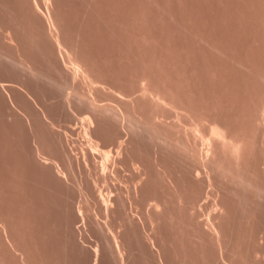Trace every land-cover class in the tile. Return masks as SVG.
Returning <instances> with one entry per match:
<instances>
[{
	"label": "bare ground",
	"instance_id": "6f19581e",
	"mask_svg": "<svg viewBox=\"0 0 264 264\" xmlns=\"http://www.w3.org/2000/svg\"><path fill=\"white\" fill-rule=\"evenodd\" d=\"M89 1L91 4L92 2H94V0H85V2L82 1L81 3H83L84 6L87 7L89 5H85V3L89 4ZM98 1L99 0H95L97 4H94L98 5L100 3V7L105 6L103 5V3L105 4L104 1ZM129 1L130 0H125V6L122 7H126L125 9H127L126 4H129ZM157 1L159 0H156L155 2H153L152 0L151 3H155L154 6H156ZM160 1L158 2L159 11L161 10ZM208 1H210L209 3L211 4V2L219 0H207V4ZM222 1L217 2L218 5L222 3ZM226 1H228L226 2L228 4H225V1H223L226 7L223 3V5L220 4V7L223 6L224 9L226 8V10H230V8L233 6H245H242L243 8L238 6L239 8H241V11L238 9V7H233L235 8V10L231 9L234 12H232L231 10H227L228 12L225 11L227 13H234L233 15L229 13L230 17H232L237 15V13L238 15L240 14L236 10L238 9L241 12V16L243 15L244 18H246L245 20L247 22H243L244 18L241 17L242 20H239L240 17L237 15V18L239 17L237 21L243 23H240V26L241 24V27H244V25L246 26L243 28L245 30L244 33H238L241 37L239 35V37L236 35L234 37L236 39L233 40L232 36V38L230 37L229 39H232L234 42L232 40L229 42L228 38V40H225L223 38L224 36H219L220 33L218 28V30L216 29L218 32L215 31L214 27L218 25L215 26L217 20H215L216 22H214V19L219 18L218 22H222L224 20L221 24L227 25L226 21L227 18H229L228 14L224 12L223 7L219 8L216 6L217 3H214L216 9L213 8V3L211 4L213 5L211 7L214 10L213 13H216L217 8H219L218 10L223 9L221 15L220 13H217V15L214 14V16L217 17L216 18L213 17V15H209L210 12L209 14L208 12L206 13L210 17L212 16L214 18H211V20H213L212 23H214L213 27L211 21H209L210 17L205 16V14L202 12L197 13L198 9H196L195 11L197 13L196 17L194 15L195 13L193 12V18H195L194 20L196 21V23H193V18H190V14L192 13H190L189 15L187 14L189 13V7L188 9H185L188 5L184 8V10H186V13L182 7L183 2L184 4H186V0H179V4H182V6H180V8H182L180 9V14L181 11H184L180 15L181 18H185L184 15H188L186 16V18L189 17L188 19H180V21H182V23L180 24L183 30L180 32V37L182 35L183 38H181L185 40L186 38H184L182 34L185 33V37L190 38V35V41L192 42L193 39V42L191 43L186 39L187 41L185 43L183 40L181 41L182 44L178 42L180 46H173V44H178L176 41H179L177 39H179L180 37H178L177 39L175 38V41L170 37V35H173L172 32H174V30L171 29L172 32L169 29L166 31L167 28L165 27V33H171L168 35L172 39V41H175L172 43L170 41L171 39L167 40L168 43L170 41V44L172 45L171 46L169 44L170 48L167 44L165 45V42H162L164 36L166 35L163 34L164 32H161L162 34H154V30H156L157 27L159 28V26L158 24L157 27L156 25H154L155 20L153 19H155L156 17L158 18V16H156V12L154 15L152 14V12H154L153 9L156 8H154L153 4L150 5L151 3L149 2V0L146 1L147 3L149 2V4H147L146 2L145 4H147L148 6L150 5L153 9H149L150 6L148 9H145L146 7L145 5H143L144 0L141 1L143 2L142 4H140V0H137L136 2H139L138 4H140L138 6V12L135 10L136 7H134L136 6L135 2V4L131 3V5L134 6H129V8L127 9L128 11L122 9V7L115 6L117 12L118 8L122 9L121 11L119 9V11L122 13L126 11L123 15L120 13V16L122 18H124L125 15L126 17L130 15V18H126L127 21L125 23L122 22V18H120V20L117 19L119 21V24L122 25L120 26L119 24H117V27L120 26V28L124 29L127 22L130 24L126 25V30L124 31L123 29L114 27L115 23L117 22H114L112 15L110 16L113 20L109 16V14H113L112 11L116 12L115 10L111 9L114 7H109V11L111 12L106 14L108 16L104 15V13L106 12H102V9L104 7L100 8L98 6V9L94 5V8L96 9H90L89 7L85 8L86 10L89 9V11H91L89 12L87 10L89 12V15H91L90 18L93 16L92 14H95V12L101 15L103 14L106 19L110 17L107 21L102 20L103 17H96L98 15L96 13V16H94L95 19H93L97 24V18H99V20L101 18L98 25H100L103 21L108 24V26L110 22L114 23L113 27L115 29H118L119 32V34H117L118 32L116 33L117 38L121 36L120 31H122L124 34H122L123 38H126L125 36H128L127 34L130 32L129 30L131 29V24L133 25V22H137V20L139 19V23H137V26L138 28L140 26L141 31L140 28L138 29L139 31L134 30L135 28L137 29L136 26L134 29L132 28V31L130 33L133 34L134 30L138 33L140 32V35L135 32L132 36L129 33L130 37H127L125 41L123 40V38L120 37L122 40L119 38L121 41H124L119 47L120 51L118 48L119 55L125 45H127L129 48L125 47L124 50L126 48L131 50L132 55L126 52L127 49L126 51L123 50V55L125 53L131 55L130 57H128L127 55V58H129L128 61H126L127 58L125 55V57L121 56L122 54L120 55V57L121 59L123 57L125 61L124 59L120 61V57H113L116 58L115 60H117V62L120 64L123 62L124 64H126L125 62H128L126 65H131L134 62L136 63L134 68H136L137 65V70H139L138 74H135V76H133L134 74H132V72L135 73L136 70L134 71L133 69V71L129 72V74L128 71L129 69L131 70L133 68L134 63L132 64V68L129 67L128 69L124 64H121V66L119 64L117 65L121 68H123L122 66H124V68L127 69L126 72L124 69H122V73L125 72L126 74H132L131 76H133V78L130 76L126 77V79L130 78L128 79L130 80V82L133 81V85L131 86V84H127L128 87L125 86L126 88L125 90H123L122 87H120L121 82L118 81V79L113 78L116 76L111 77L112 73L110 72V74L109 72H107L108 67L106 71L105 67L103 69V72L105 71L104 73H106V75L108 74V78L106 80L111 78L110 80L112 81H108L107 83V81H104L103 79L101 82V79L103 77H101L100 79L99 75H101L102 72H100V74L98 75L99 72L97 73L95 68H97V66L99 68L100 65L104 64L100 63V58L102 55H97L98 57H95L94 53H92L94 57L98 59V61L96 60V62L100 63V65H97L98 63L96 64L91 62L95 59L92 60L90 50L88 51L90 52V57L89 55L87 56L88 53H86V51L88 50V47H85L87 46V40H84L87 39V36L83 35V37H81L82 34H86L85 32L90 34L89 31L91 30L90 26L86 27V25L89 24L90 20L92 19H88L89 22L88 20H85L89 18L87 11V15L85 12L84 14L82 13V16L85 15L87 17L86 18L84 16V20L88 22H85L86 25H83L84 20L82 18V21L78 17L80 16L79 12H77V16L76 12H73L71 16L72 10H70V6H67L71 12L70 15L68 13V16H71L72 19L74 17L73 20L80 19L83 22L80 24V22L77 21L79 22L82 29L79 27V25H77L78 27L76 29V26L70 27L73 26L72 23L70 25L69 22L66 21H71V18L67 19L69 17H67L65 12H67L68 10H64L68 8L65 6L66 4L62 2L61 4H64L63 6H65V8L63 7L64 9H62L60 0H0V65L2 64L3 66L8 65V67H13H11L13 70L9 68V70L11 69V72L9 73H12L10 75L8 74L9 70H7L5 67V73L4 71H1V69H4L2 65L0 68V77L3 76H1L2 73L4 74V78L0 79V108H2L3 111H7V113L9 112L7 114L4 111V114L2 111L0 121H5L8 123L10 120H4V115H8L7 117L11 116L12 119H14L11 120L10 123H12L14 120H18L19 123L17 121L16 123L19 124L20 127L18 125L17 127L13 126L14 124L16 125V123H13L12 126L16 129H23L25 133L24 134L21 129H17L18 131L16 130V134H20L21 132L23 134L21 133L20 136H18V134L15 135V131L13 132V130L15 129L11 128L12 131L8 129L10 128V123L7 124L3 122L2 124V122H0L1 127L4 125V128L2 129H5L6 131L7 128V130L13 133L14 138L19 137L15 140L19 141L20 139L19 142L15 141L11 136V133V137L6 134V138L4 134V139L2 133H8L9 131H1L0 139L1 137L2 139L0 140V143H2L3 140H7L2 144L7 142L5 144L8 145V142L12 143V140L8 141V139L13 138L15 144L18 143L20 146H17L13 143L10 145L11 147L8 145L11 149H5L6 151L4 150V152L8 155L7 151L10 149L12 155V151L14 150L13 145L17 146V148H21V146H23V148L21 149L27 150H23L26 153L25 160L27 162L25 160L23 162L22 160L25 157V154H23L24 152L22 150H19L21 151L20 153L15 149L16 153H13L12 155L13 157L15 156L14 154L18 156L19 154L17 152L21 154V157L18 156V158L20 157L19 159L16 158L17 161H15L16 159L11 157V155H8V157H11L12 160L14 159L13 161L17 162L18 166L21 167H27V165L31 167L32 165H35L40 170L39 175H41L40 177L42 180L45 179L44 181L49 183L47 181L49 177L52 176V178L54 179H48L49 181L54 182L52 183L53 186L52 184L49 185L50 190L53 191L60 188V191L57 190L55 193L50 194L48 193L50 192V190L47 188L48 184H46L45 182L42 183V180L39 179L38 181H41L43 186L45 184L47 185H45L46 189L45 187H42V185H39L43 188L42 191H40L41 189L39 190L40 187L38 188V190H34V188H32V185L34 183L35 185L33 187H36L35 189H37L38 183L41 184L38 181H36L37 183L35 182L38 177H35L37 179L34 178V175L38 173V169L35 167L37 169L36 170L32 166V170L34 169L33 173L35 172V174L31 173L32 171H30L32 175V178H30V173L28 172L30 169L27 170L26 168V172L29 174H27L28 181L26 174H21L22 176H24H21V178H19L21 171L19 172V175L17 172V177L15 171H17L18 169H16V165L13 164L14 162L11 160V158L9 159L6 154L5 155L8 160H11L13 162L12 163L10 161V163L14 166V174L9 173L8 170V173L7 171H5L6 168L4 169V162L2 163L1 161H4V158L6 157L5 155H2L3 157L0 158V168H3V170L0 169V172L4 171V175L8 174V178L10 177L11 179H13L11 181H6L5 178L7 177V175L4 176L1 172L2 176H4L3 178L5 179L4 180L2 178L1 181H6V183L10 182L11 184L9 183L8 186L12 185V190L15 189V191H12L10 189L11 187L9 186V188L7 185L6 187H4V189L8 187L11 193L14 194V197L15 195H18V193L15 194L16 191L22 192L26 190V192H23L24 194H20L19 192V194L22 195L21 197L20 195H18L19 197L16 196L17 199L19 198L20 200L22 197L27 196V188H30L31 186V190L28 191L33 192L34 190L35 193H30L34 195H39L40 192L43 194L46 193L45 195L50 194L52 195L51 197H53V199H48L51 197L49 196L46 198L45 195L44 197H41L44 198L45 201L46 199L49 200V202L46 201L47 203L44 202L46 204H43L42 202V206L44 207V209H42L40 207L41 204H39L40 206H36V204H34L35 199L33 200V198L37 196L29 198V196L32 195L29 194L27 197L28 200L32 198L31 202L30 200L26 202V197H24L26 199V203L23 202L24 200L22 201L23 203L17 200V202L19 201L20 203H22L21 206L19 203L21 212L18 213V209L16 211L12 209L15 207V204L16 206H18L17 202H15L16 197L13 198L14 200L12 201V204H10L11 202L9 203V207L12 208H8V202H3L4 200L1 201V198L2 196L4 197L5 195H8L6 192L10 194V191L7 190L6 192H4V189H0V201L2 202H0V223L2 222L0 226V264H33L34 260H32V257H34L33 259H36V262L40 261L37 260V258L39 259V257L37 256L39 255L37 254V251H39L40 249L41 251L43 250L41 248V244L44 241H42L41 239L38 240L39 238H42V235L40 236V233L42 232H40V229L43 230L45 228V226L43 228V224L45 223L44 225H48L50 223L51 226V224L53 223L52 227L54 228V222L56 225L57 221H63V223L60 222L61 226L59 225L60 231H58L59 229H57L58 232L55 230L56 228H59V226H56V228L54 229L55 232L52 228L51 229L53 232H50V230H48L50 227L48 228L47 226L45 229L48 232L45 233L44 229L43 232L45 235L43 234V232L41 233L44 237L47 235V233H55L56 235L60 236L63 239H61L60 237L57 238L55 234H52V236L50 237H53L55 235V238L53 237L54 239L52 240L53 242L55 239L60 238L62 242L60 243L61 246L64 239L66 238V232H68L66 234L68 235L67 237H69L74 236L72 234L75 229H77V231H82V228H79L81 226L76 228V221H82L83 219V221L86 222L84 219L85 214L83 210H85V213L88 211V214L91 213V215L94 213L93 217L91 215L89 216H91V218L93 219L95 218L97 225H94L99 226L97 229H100L102 231L98 230V232L100 231L101 233L99 232V234L101 236L103 234L105 239V242L102 243L104 246L108 247H106L108 249L107 250L103 247V245H101L102 243L100 240V235L97 234V229L92 224L94 220L92 219V221L90 217L87 216L88 218L86 217V220L88 221V219H90V221H92L90 222V225H93V229L90 226L92 230L87 229L86 231L96 232L95 234L96 236L98 235L99 238L95 237V235L94 237L100 240L98 242V240L96 239L97 243H101L96 246L95 243L93 244L92 242L88 241L92 244L91 247H94L93 245H95L96 248H93V250L95 249L93 252V254L95 253V255L91 254L90 251H92V248L89 247L90 245L86 244L89 251L84 248L85 245L83 247L87 250L85 251L87 252V255L88 253H90L92 257H94L95 260H93L92 258V261L94 262H92L93 264H98V260L102 257L99 256L100 254L102 255V251H110L109 253L111 254H108V256H112H107V258H109L108 260L113 258L111 261H114V264H133L135 261L134 259H137L135 261L136 264H140L138 261L141 260V257L142 260H145L144 254L142 253L143 256L140 255L141 252L144 251L147 261L149 259V262L151 261V264H264V0H239L241 1L240 3L246 1V4L244 2L242 3V5L239 2H237V5H231L229 4L231 0ZM233 1L236 4L237 0ZM112 2L114 4V2L117 1ZM234 2H232V4ZM11 3H13V5H11ZM162 5V7H165V1ZM228 5L230 6L227 7ZM3 10H5L6 13L11 14V16L9 14L5 15V11L4 13H2ZM93 10L95 11L94 13H92ZM147 10L153 11L151 12ZM162 10L161 14H158L157 12V14L160 15L159 20L161 17H163L162 13H164V10ZM193 10L194 9H192L191 11ZM218 10L217 12H219ZM61 11L63 14L61 13ZM149 12L153 15V19L151 18L153 21L149 19V16L151 15H148ZM1 13L4 15V17L7 15L9 16L6 18H1L3 17L1 16ZM183 13L185 14L183 15ZM115 15L116 14H113L115 19L119 17ZM218 15H220L221 18ZM154 16L156 17L154 18ZM11 17L12 20L9 21ZM7 18H9V20ZM196 18L199 20H197ZM63 19L66 20L64 21ZM162 19L163 18H161L160 21L163 22L164 19ZM230 19H228V21ZM233 19L232 21H234ZM5 20H7L8 22ZM150 20L151 22H153L152 25L155 26H153L155 29L153 27H150ZM190 21H192V23ZM198 21L200 25L198 24L197 28L194 24H197ZM232 21H229L230 24L232 23ZM65 22H68V24ZM105 23H102V25H105ZM92 25L91 27H94L96 29L97 26L98 28L96 30H94V28L91 30V32L95 33L93 35H97V33L100 32V28H104V26L102 27V25L100 27H98V25ZM135 25L136 24H134L133 26ZM223 25H221L223 27H221L222 30H224ZM145 26H147V30ZM105 27L109 29L111 26L107 27L105 25ZM225 27L228 30L229 27ZM230 27V29H232V27L234 28V26L231 25ZM241 27L239 29H241ZM69 28L75 29H71V33H73L74 31H79L78 28H80L81 30L79 31V33L77 32V35L76 33H69ZM88 28L90 30L86 31ZM158 28L157 31H162V28ZM104 29H102V32L106 31ZM152 29H154V32L152 31ZM236 29V31H238V28ZM110 30L112 29H109V33L111 32ZM222 30L221 33L223 35ZM227 30L225 31L227 32ZM52 31H54L55 33ZM83 31L84 33H82ZM112 31L114 33L116 32L114 30ZM125 31L128 32L126 33V35ZM233 31H235V29H232V32ZM236 31L235 33H237ZM141 32H143L144 34H141ZM105 33L103 34L105 35ZM229 33L234 34L228 32V34ZM107 35L108 34H106V36ZM113 35L114 34L108 35V37L112 36L111 39L115 37L113 40L116 43L117 38L115 35ZM167 36L166 39H169V37L167 38ZM173 36L177 37L178 35L174 32ZM99 37L97 36L96 38ZM103 37L104 36L102 35V38ZM108 37L106 38L109 39ZM82 38L86 43L81 40ZM237 38H239L240 41ZM103 39L105 40V38ZM236 40H238L239 42H237L240 44H235ZM80 41L81 43H83L82 45L86 49L80 46ZM121 41L119 42V40H117L119 44L121 43ZM115 43L114 45L119 46L118 43ZM82 48L84 49V52ZM114 49L116 48L114 47ZM38 50H42L43 52H39L41 54H44V56L46 57H44L45 59H43L42 61L44 62V60L47 59V61L49 60V63L52 64H49V68L47 69L48 71H46L45 69V66H48V63L47 65H42L43 67L41 66L42 61L40 59H42L43 55H38ZM37 56L41 57L38 58ZM106 57H102L103 60H105ZM108 59L109 57H107V60H102L101 62H107ZM111 59L112 55L109 61L106 63L109 67L111 66L110 63L113 65L117 64L115 61H113V59L112 61L114 63L110 62ZM131 59L133 60L132 63H130ZM37 60H40L41 62H37ZM4 63L7 64L4 65ZM38 63L43 69L40 68ZM44 64H46V62ZM94 64L97 66L95 67ZM14 68L18 69L21 74L19 72L17 73L16 70L14 71ZM50 68H55L56 71L54 72L53 69V74H58V76L56 75L55 77L54 75H51L52 72L49 71L51 70ZM98 68L97 70H100L101 68H103V66L100 67V69ZM13 71L18 75H14L15 73H13ZM5 74H8L9 76L7 75L8 77L5 78ZM19 74V81L21 80L23 83L25 82V89L22 88L24 87L23 83L21 85L22 87L20 86V84H15L16 80H18L17 77H19ZM22 74V79L25 80L24 77H26L28 83L26 80L24 81L21 79ZM119 74L120 75L118 77L122 76L121 72ZM126 74L123 73V77H125ZM13 75L16 76L15 78H17L15 82L14 77L13 80L10 79V76ZM104 75L105 74L102 73V76ZM107 76L104 77L106 78ZM121 78L122 77H120L119 79ZM113 79L115 82L113 81ZM7 80L8 82L11 81V83H7ZM39 80L41 81L40 84L38 83V85L33 87L35 92L38 91L37 93H39H36L37 95L35 96V94L30 93V91L33 90L30 88H32L31 86L34 85V82L37 83V81L39 82ZM116 80L118 81L120 86H117L118 83L116 84ZM12 81L14 82V84H12ZM19 81H17V83H20ZM45 81L46 83H50L49 85H54L61 89L59 90L61 91V94H58V91H54L56 90L54 89L55 87L52 91L47 89L48 85L46 84V88V86L44 85ZM122 81L123 83L129 82L127 80ZM26 83L28 85L30 84V88L27 87V90ZM102 83H107V85L110 83V86L113 84V87H115L116 89H114L112 86L111 87L115 90L116 93L113 92L114 90L107 85H105V89L108 87L109 90H112L109 92H105L108 91V88L106 90H103V88H101L103 85ZM42 84L44 85L45 89L41 86L42 89L37 88L38 90H36V87H40V85ZM14 85H16V87ZM17 85H19V87L21 88H19ZM52 87L49 88L51 89ZM118 87L121 88V90L118 89L119 92L121 91L120 93H117ZM45 90L46 92L47 90L54 93L56 92L61 97V99L58 95H54L57 96V98L59 97L58 99L56 97H52L53 93L51 92H49L50 94L47 93L49 97L52 95V98H50V100L48 96H45L46 98H43L45 95ZM121 93H123V96L119 95ZM40 94L43 95L41 96ZM32 95H34L35 97H33ZM39 95L41 96L40 98ZM105 95H107V97ZM104 96L106 98H103ZM41 98L44 100L46 99V101H42ZM54 98H56V100H53ZM108 99L110 100L109 102ZM57 100L58 102L56 104ZM104 100H107V102H103ZM44 102H46L47 105ZM51 106L52 108H50ZM54 111L56 113H54ZM62 113H65L66 115ZM61 114L65 116H63V118L65 119L62 118ZM66 117H76L77 119H79L80 122L78 120L77 121L81 124V126L79 127L75 125L74 128L73 126L75 123L73 122V126L69 125V123L67 122H69L70 119H67ZM72 118L71 121L74 120ZM66 119L69 121H66ZM63 122H66V124L68 125H65ZM4 123L7 125H5ZM76 127L77 131L79 130L78 128H80L79 136L77 134ZM70 131L76 132L77 138ZM69 132L76 138L75 139L71 136L72 139H74L73 142L69 137ZM24 135H27V141L21 140L22 136V138L26 139ZM7 137L9 138L7 139ZM23 142H29L28 145L31 142V144L29 145L30 147L28 146L29 148H26L27 144ZM74 142H76V144L78 142V147L76 146V144H74ZM0 147L4 149V147L7 146L0 145ZM77 148H79L80 151H78ZM75 150H77L78 153H76L77 151L74 152ZM0 154H3V152H1ZM20 160H22V162ZM7 162L8 161L6 159V164L8 165L6 166L5 164V166L10 170V167L12 165ZM22 163L24 165L26 163V166H24ZM77 166L78 168H75ZM74 168L75 170H79V168L80 170L84 169V171H79L81 173L80 180H75L78 173L75 172V174L77 173L75 176V170H73ZM22 169L24 168H21V170ZM10 171L12 172V170ZM93 171L96 172L94 173L97 176V179L95 178V182H92L95 180L93 178V176H95ZM22 172L26 173L23 170ZM41 172L44 173L43 177V174ZM69 172H72L74 174V177H71ZM84 172L86 174V177L88 178L86 184H84L85 182L83 180L85 178ZM48 173L51 176H48ZM82 173L84 174L83 177ZM9 174L14 176H10ZM36 176H38V174ZM91 176L94 180L90 179ZM44 177H47V179ZM68 177H70V179ZM22 178L25 180H23ZM81 178H83V183L81 182ZM31 179H33L34 181ZM71 180L80 182H78L77 184H72ZM29 181L33 182H31L30 184ZM58 181L59 183L61 182V184L64 185L66 183V187H68V184H71V186L69 185L70 187H68L67 189H69L68 191H71V188H73V195L71 192L68 193V191L64 189L66 188L64 186V194H61L62 185L56 183ZM68 181L70 182L68 183ZM74 181L72 182L74 183ZM26 182L28 184V187L26 186ZM55 183L57 185H60L61 187L57 188L56 186H54ZM79 183L84 184L86 187H83V185H80ZM0 184L2 183L0 182ZM78 184L79 187L77 186ZM2 185H0L1 188H3ZM51 186L53 189H51ZM76 187H78V192H80L79 194H81L79 198L82 199V197H84L83 200L85 201V198H88L87 200H89V196L91 195L90 197L93 196L96 199V201L93 202V205L87 207L91 202L90 198L89 202H86L88 204H85L86 206L84 205V208L81 207V205L80 207H78L80 199L75 196L78 200L75 199V204L73 205L75 206L76 203L79 202L77 205L79 209L75 206V208L78 209L77 211L79 213V216L81 217V219L79 220H76L78 218L73 214L76 213L75 211H72L74 209V206L72 207V210L70 209L71 207L69 208V206L73 203V198L69 199L70 195H68V200L72 202H67L68 205L69 203H71L68 208H65L67 205H65V207H62L61 205V203H65L62 200L66 199L65 201H67V197H64L67 196V194H71V197L74 196V193L75 195L78 194V192L76 194L77 189H74ZM85 188H88L87 190L89 192L85 190ZM65 190L67 194H65ZM37 191L38 193H36ZM85 191H87L88 193H86ZM57 192H60L61 195ZM4 193L6 194L4 195ZM41 193L40 196L42 195ZM56 193L58 194V196L63 195V197L59 196L58 201L62 202L59 203L60 207L57 208L58 210H60V212L57 210L59 212L58 216H61L65 212V216L61 217L62 219H59L58 216H56L57 212L55 211V209L57 207L56 205L58 204V201L54 199L55 196V198H58ZM12 196L13 195L10 194L8 198L10 199L11 197L12 199ZM8 198H5V200L7 199L9 201ZM37 198L36 200H38L37 202H39L41 198ZM94 198L93 200H95ZM50 201L51 203H57L56 205L52 203L56 206L55 207L53 205L54 209L51 208L55 211V213L52 212L53 210H51L50 208L45 209L47 205L50 204L51 206ZM13 203H15L14 206ZM3 204L4 206L7 205V208H5L6 206L3 207ZM94 204H98L99 210L97 206V208L93 207L98 210L97 213H92L91 211L93 210L91 209V207L94 206ZM37 207H40L42 209V214L44 215L43 218H46L47 215H49V217H47L45 220H49V218L53 216L55 219H53L54 222L51 219L49 220V223L46 224L48 220L43 221L41 216V218L38 220L39 217L35 215H41V210H38ZM61 207L65 211H63ZM86 207L91 210H88ZM4 208L5 211L3 210ZM11 209L13 213L15 211L14 214L12 213ZM36 210L40 213L38 212V214ZM43 210L49 211L45 213V211ZM50 210L53 214H56L55 216L59 220H57L54 215H51ZM69 210L71 212H69ZM48 212H50V214H47ZM22 213L23 216L21 215ZM70 213L74 216H69ZM78 213H76V216H78ZM15 214L20 215V217H17ZM74 217L76 219H73ZM20 218H23V221H26L25 218H27V220L29 218H35L37 219H34L35 223L39 222L42 219V226L40 225L41 223H37L39 227L38 229L36 227L37 224L34 225L35 223L33 222V220L31 222V219H29L30 223L28 226L32 227L33 225L35 230H33L32 227V230L30 228L28 231L30 233H32V231H35V234L39 231V235H36L35 237V235H33L34 233L30 234L29 232H27L26 228H29L27 227L28 221H26L27 223L24 222V224ZM96 218H100L99 221L101 222H99ZM108 218H110V221H107V224L104 223L106 219L109 220ZM113 218H115V223H118V225L116 224V226H122L123 228H125L121 229L123 230V233H121L122 235L119 233V231H117L118 235L117 232H113L115 231L113 225L114 222H111ZM116 218H120V223H123L125 227L121 224L119 225V222L116 221ZM72 219L73 221L76 220L74 222L75 228L72 227V225H74V223H72ZM101 219H104L102 225ZM19 221L24 225L22 223L20 224ZM64 222L66 223L65 228ZM98 222L100 225H98ZM109 222H111V225ZM31 223L33 224L30 226ZM87 223L89 224V222H86V224ZM84 224L85 223L82 224L83 227ZM100 226L103 229L105 227V229H101ZM148 226L151 229L150 231L147 229V232L145 228H149ZM111 227H113V230ZM22 228H25V231L32 235V239L39 236L37 240H34H36V243L37 241L40 242L37 244L35 243L37 247H39V245L41 246L40 249L35 247L36 245L33 244L34 241L32 239V244L29 242L30 237L28 238V235H26V237L29 240H27L25 237V240L29 242L28 244H26L27 242L25 243L26 245L24 244V239H21L22 242L21 240H19L20 237L23 238L20 235L22 233H25L24 230V232L22 231L21 233ZM62 228H64L66 232L64 230H61ZM116 228L117 227H115V229ZM69 232L72 233L70 234ZM83 232H80V236L88 235L84 234ZM90 232L89 236H91L90 234L93 233ZM133 232L136 234V237ZM145 232H147V234H145ZM149 232L151 233L148 234ZM58 233H60L61 235ZM76 233H74V239L73 237H69L70 239H72V243L69 241L72 246L70 244L69 245L74 249L79 246L81 248V244H83L82 242H84L85 244L86 241L84 239V241L80 242L81 244H77V247L75 248L76 243H79V239L82 238L77 233L79 236L77 240ZM132 233L134 235V238H137L136 240H131V237H133ZM50 237L46 236L45 238L50 241ZM84 237L86 236H83V238ZM120 237L122 238L121 240H119ZM128 237L131 242L135 241L134 243L136 244L139 243L142 244V246L145 245L144 248L146 250L140 249L138 250L140 252L135 250V253L134 248L136 249V244L133 245V243L128 241ZM68 240L65 241L68 242ZM74 240H76L75 244ZM137 240L138 242H136ZM65 241L64 246L61 247L62 249L64 248V252H62L61 250L59 251V254L61 253V255H59V259L60 257H63L61 261H63L65 258V255L63 254L65 253V248H68L66 246L67 244H65ZM53 242L50 241V243ZM47 243L49 242L46 241L45 246L43 245L44 249L46 248ZM50 243L49 245L51 246L52 244ZM139 244H137L138 247L140 246ZM33 245L34 247L31 249ZM99 245H101L103 248ZM27 246H29L32 251H34V248L35 250L36 248L39 250H36L32 253V251L30 252V249H28ZM57 247L60 248L59 245H57ZM147 247L150 248L147 249ZM80 248H77L80 252L84 250L83 248ZM100 249L104 250L100 252ZM146 251H150V253H147ZM137 252L140 253V256L137 255ZM39 253H44V250L43 252ZM34 254L37 256V258ZM41 254L40 257H42ZM46 254H44L45 259L47 258ZM62 254L64 256H62ZM133 255H137L136 258L133 257ZM138 256L140 259L137 258ZM104 258L105 260H107L106 257ZM103 259L101 261L99 260V263L102 262L101 264H103ZM111 261L109 262V264H111ZM50 262L52 261H49L47 263L50 264ZM143 262L146 263V261ZM41 264H43L42 258ZM44 264L46 263L44 262Z\"/></svg>",
	"mask_w": 264,
	"mask_h": 264
},
{
	"label": "rangeland",
	"instance_id": "374dc122",
	"mask_svg": "<svg viewBox=\"0 0 264 264\" xmlns=\"http://www.w3.org/2000/svg\"><path fill=\"white\" fill-rule=\"evenodd\" d=\"M82 1L85 2V0H82ZM82 1H80V0H65V1L62 0V1H61V0H60V4H61L62 2H64V4H66V5H65L66 7H67V6H68V7L70 6V8H71L70 10H72V13L70 12V10H69L68 7H67L68 9H65V10H64V11H67V10H68L67 12H65L66 15H67V17H69V16H68V13H69V15H70V13H71V16H72L73 12H76V16H77V15H78L77 12H79L80 16H78V17H79L81 20H82V18L85 16V15L82 16V13L84 14V12L86 13L87 10L89 11V9L86 10L85 8L89 7L90 9H96V8H94V5H95L98 9H99V7H100V6H99L100 3H99L98 5H96L97 2H95V0H94V2H92L93 0L91 1L92 4L90 3V1H89V4L85 3V5H89V6H87V7H85L84 4L81 3ZM87 1H88V0H87ZM102 1L105 2V4L103 3V5H105V6H103L104 8H103V7H100V8H103V9H102V12H103V13L106 12V13H104V15L108 14L109 12H111V11H109V10H110L109 7H114V8H111V9L116 11L117 9H115V6H116V7H117V6H119V7L125 6V4H124V3H125V0H112V1H117V2H114V4H113V2H112L111 0H102ZM102 1L99 0L98 2H102ZM126 1H128V0H126ZM130 1H131V0H130ZM130 1L128 2L129 4H126L127 9L129 8V6H132V7L134 6V5H131V3H133V4L136 3V4H135L136 6H134V7H136L135 10L138 12V11H139L138 6H139L140 4L143 3V2H141V1H143V0H140V2H141L140 4H138L139 2H138V3L136 2L137 0H136V1H135V0H132L131 3H130ZM146 1H148V0H146ZM146 1L144 0V4H143V5H145V7H146L145 9H148L149 6L152 5L153 3H151L152 0H149V2H150L151 4L148 6L147 4H149V2L147 3ZM155 1H156V0H153V2H155ZM159 1H160V0H159ZM159 1H157V3H156V4H157V5H156L157 7L154 6L155 3L153 4L154 8H156V9L151 8V6H150V8H149V9H153L154 12H152L153 10H147V11H151L153 15H154L155 12H156V16H158V18H157L156 16H154V18H155V17H156V18L153 19V18H152L153 15L149 12L148 15H149V14L152 15V16H151V15L149 16V19L152 18L153 20H155V21H154V22H155L154 25H156V27H157V24H158L159 28H160V29L162 28V31H161V30L157 31V28H158V27L156 28V30H154V29H155V28H154L155 26L152 25V24H153V22H151L152 19L150 20V22H151V23H150V24H151L150 27H153V26H154V27H153L154 29H152V31L154 30L155 32H154V31H153V32H154V34H156V35H157V34H160L161 32H164V33H163L164 35L166 34V35L164 36V39L162 40V42H165V45L167 44V45L169 46V48H170V45H171V44H170V41H171L172 43L175 42L176 39H177L178 37H180V32L183 31L182 28H181V24H180V23H182V21H180V19H182L183 17L181 18L180 15H181L182 12H184V11H185V13H186V10H184L185 6L188 5L187 8H185V9H188V7H189V9H190V10L188 9V12H189V13H187V14L189 15L190 13H192V14H190V15H191L190 18H193V17H194V16H193L194 13H195L194 15H195V17H196V14H197V13H200V12L204 13L205 16L213 15V17H216V16H214V14L217 15V13H220V15H221V13L223 12V9H224V7L221 6V7H223V9H220V10H222V11L218 10L219 8H221V7H220V4H222L223 1H225V4H228V3H226V2H228V1H226V0H223V1H222V0H219V1H214V0H213L214 2H211V4L213 3V5H214V3H217V2H221V1H222V3H220L219 5H218V3H217V5H216L217 7H219V8H217V10H218L219 12H217V10H216V13H215V12L213 13V11H214L213 8L216 9V8H215V5H214V7L212 8L211 6H213V5H211V4L209 3L210 1H208V4H207V2H206L207 0H206V1H205V0H186V2H185L186 4H184V2H183V6H182V4H179V0H164V1H165V7H162V6H163L162 4H163L164 1L161 0V1H160V3H161V10H162V9L164 10V13H162V16H163V17H161V18L164 19V21L162 22V21H160L161 18H160V20H159V16H160V15H158V14H161V10H160V11L158 10V9H159V8H158V2H159ZM235 1H236V0H235ZM241 1H243V0H241ZM241 1L237 0V1H236V4H235V2H234L233 0H231L229 4H231V5H237V2L240 3ZM246 1H247V0H246ZM246 1H244L245 4H246ZM134 2H135V3H134ZM145 2H146L147 4H145ZM181 2H182V1H181ZM181 2H180V3H181ZM232 2H234V3L232 4ZM244 2H242V3H244ZM94 3H96V4H94ZM187 3H188V4H187ZM239 3H238V4H239ZM242 3H240V4L242 5ZM64 4H63V5H64ZM101 4H102V3H101ZM116 4H117V5H116ZM137 4H138V5H137ZM223 4H224V3H223ZM223 4H222V5H223ZM225 4H224V6L226 7ZM11 5H13V3H11ZM63 5L61 4V8H62V9L65 8V6H63ZM92 5H93V6H92ZM146 5H147V6H146ZM90 6H91L92 8H91ZM98 6H99V7H98ZM101 6H102V5H101ZM153 6H152V7H153ZM180 6H182V7H183V10H184V11H181V14H180V9H182V8H180ZM229 6H230V5H228L227 7H229ZM238 6H240V5H238ZM238 6H237V7H238ZM242 6H244V5H242ZM242 6H240V7L243 8ZM13 7H14V6H13ZM63 7H64V8H63ZM233 7H235V6H233ZM233 7H231L230 10H231V9H232V10H233V9L235 10V8H237V7H235V8H233ZM244 7H245V6H244ZM125 8H126V7H125ZM125 8L122 7V9H125ZM191 8L194 9V10L191 11V10H192ZM241 8L238 7L239 10H240ZM84 9H85V10H84ZM119 9H120V11L122 10L121 8H118V12L116 11L117 13L114 12V11H112L113 14H116L115 16H119V17H117L116 19H115V17L113 16L112 13L109 14V16L112 15V17H113V19H114V22H115V21L117 22V23H115V26H114V27H117L116 25L119 24V21H118L117 19L120 20V18H122V17L120 16V13L123 15V14H125V12H126V11H125L124 13H122V12L119 11ZM127 9H125V10H127ZM137 9H138V10H137ZM196 9H198V10H197V13L195 12ZM203 9H204V10H203ZM238 9H236V10L240 13L239 15H238V13H237V15L240 17V18H239V17H238V18H239V20H242V18H244V16H243V15L241 16V12H240L241 10L239 11ZM157 10H158V11H157ZM163 10H162V11H163ZM227 10H229V9H227ZM227 10H226V8H225V9H224V12L227 11ZM230 10H229V11H230ZM232 10H231V11H232ZM4 11H5V10H3V12H2V11H1V12L4 13ZM88 11H87V12H88ZM96 11H98V10H96ZM123 11H124V10H123ZM127 11H128V10H127ZM147 11H146V12H147ZM8 12H10V11H8ZM89 12H91V11H89ZM89 12H88V17H89V18H87V17L85 16V17L87 18V19H85V20H88V19H91V18H92V19H91L92 21L90 20V22H91V23H90L89 20H88L89 24H87V25H86V23H85V22H87V21L84 20L85 17L83 18L85 24L82 22L83 20H82V21H81L80 19H79V20H73L74 17H73V19H72L71 16H70L69 18H67L66 16H65V17H66L67 19H70V18H71V21H72V22H71L70 20H66V19H65V20L68 21L70 25H71V23H72L73 26H70V27H75V26H76L75 28L77 29V27H78L77 25H79V27L82 29V27L80 26V24L83 23V25H86V27H87V26H88V27L90 26V28H91V30H92L94 27H91V25H92V24H94V25H92V26H96V25H98V24L100 23L99 21L101 20V18H100V20H99V18H97L96 22L98 21V23L96 24V23L94 22V19H95L94 16H96V13H97V12H95V11L93 10L92 13L95 12V14H92L93 16H92L91 18H90L91 15H89ZM157 12H158V14H157ZM193 12H194V13H193ZM207 12H208V14H209V12H210V14L207 15V14H206ZM227 12H228V11H227ZM227 12H225L226 14H228V17H229V18H227V21H226V22H227V25H226L225 23H224L225 25L221 24V23H223V21H224L223 19H221V20H223L222 22H221V21L218 22L219 18H217V17H216L217 19H214L212 16H211V17L209 16V17H210L209 21H211V23L213 22V20H211V18L214 19V22H216L215 20H217V22H216L217 24L215 23V26H216V25H218V26L214 27V25H213L214 23H212V25H213L215 31H217V30L219 29V33H220L219 36H221V37L224 36L223 38H224L225 40H226L227 38L229 39L230 37L232 38V36H233L232 39L235 40L236 38H234V37H235L236 35H237V36H238V35L240 36V34H238V33H240V32H241V34L244 33L245 30H244L243 28L246 27V26L244 25V27H241L243 23L240 22V21H237V20H238L237 15H235L236 17H235V16L230 17V15H229L230 12H229V13H227ZM232 12H234V11H232ZM235 12H236V11H235ZM2 13H1V16H3V17H1V18H6V17H8L9 15L11 16V14L6 13V11H5V15H6V14H9V15H7V16L4 17V15H3ZM61 13H62V11H61ZM100 13H101V12H100ZM185 13H183V15H184ZM211 13H213V14H211ZM62 14H63V13H62ZM74 14H75V13H74ZM97 14H98V13H97ZM117 14H118V15H117ZM127 14H128V13H127ZM163 14H164V15H163ZM230 14L233 15L234 13H233V14L230 13ZM86 15H87V13H86ZM104 15H103V14H102V15H101V14H98L96 17H98V16H99V17H103L104 19L102 18V20H106V21L111 17V16H110L109 18L106 19V17H104ZM128 15H129V14H128ZM183 15H182V16H183ZM188 15H184L185 18H183V19H188L189 17L186 18V16H188ZM220 15H218V16L221 18ZM74 16H75V15H74ZM81 16H82V17H81ZM106 16H108V15H106ZM129 16H130V15H129ZM129 16L126 17V15H125L124 18L121 19L122 22L125 23V22L127 21L126 18H130ZM78 17H76V18H78ZM112 17H111V19H112ZM241 17H242V18H241ZM93 18H94V19H93ZM131 18H132V16H131ZM230 18H231V19H230ZM233 18H234V19H233ZM235 18H236V19H235ZM7 19L9 20V18H7ZM113 19H112V20H113ZM123 19H124V20H123ZM133 19H135V18H133ZM157 19H158V20H157ZM163 19H162V20H163ZM183 19H182V20H183ZM194 19H195V18H193L192 21H193ZM196 19H197V18H196ZM228 19H230L229 21H232V19H233L234 21H232V23L230 24V22L228 21ZM245 19H246V18L243 19V22L246 21ZM11 20H12V17H11V19H10L9 21H11ZM63 20H64V19H63ZM65 20H64V21H65ZM135 20H137V19H135ZM138 20H139V19H138ZM138 20H137V22H133V25L136 24L135 26H133V25L131 24V29H130V30L127 29V30H129V31L131 32V31H132V28L134 29V28L138 25V24H137V23H139ZM153 20H152V21H153ZM190 20H191V19H190ZM197 20H199V19H197ZM235 20H236V21H235ZM3 21H4V20H3ZM5 21H7V20H5ZM77 21H79L80 24H79V22H77ZM109 21H110V20H109ZM109 21H108V22H109ZM132 21H134V20H132ZM140 21H141V20H140ZM156 21H159V22H156ZM192 21H190V22L192 23ZM7 22H8V21H7ZM68 22H65V23L68 24ZM88 22H87V23H88ZM92 22H93V23H92ZM129 22H130V21H129ZM142 22H143V19H142ZM142 22H141V23H142ZM161 22H162V23H161ZM237 22H238V25H239V26H240V23H242L241 26H240L241 29H242V31H241V29H239L240 27L237 25ZM246 22H247V21H246ZM102 23L104 24L105 22L103 21ZM102 23H101L100 25H98V27H100V26L102 25ZM111 23H112V22H110V24H111ZM120 23H121V22H120ZM130 23H131V22H130ZM141 23H140V24H141ZM193 23H196V21L194 20ZM219 23H220V25H219ZM95 24H96V25H95ZM110 24H109V26L113 27V24H114V23H112L111 25H110ZM127 24H129V23L127 22ZM127 24H126V25H127ZM142 24H143V23H142ZM142 24H141V25H142ZM162 24H163V25H162ZM198 24L200 25L199 21L197 22V24H194V25L198 28ZM228 24H229V25H228ZM232 24H233V25H232ZM244 24H246V23H244ZM83 25H82V26H83ZM105 25H106L107 27H109L108 24L105 23ZM105 25H102V27L104 26L105 29H104V28H100V32H102V31H103L102 29H104V30H106L108 33H107L106 31H105L106 33H105V32H102V33L99 32V33H97V31H99V30H97V31H96L97 35H93V34H95V33L91 32V30L88 28L86 31H89V30H90L89 32H90L91 35H90L89 33H87V32H85L86 34H82L81 37H83V35H84V36H87V39H84V40H85V41L87 40V41H86V42H87V46H85V47H86V48L88 47V48H87L88 50H87V51L85 50V51H86V53H88L87 56L89 55V57H90V52H91L92 60L95 59L94 61H91V62H92V63H96V64L98 63V62H96V60L98 61V59H96L95 57H98L97 55H100V56L102 55L101 58L99 57V58L101 59V60H100V63H101V64L104 63V64L100 65V63H98L97 65H100L99 68H98L97 65L94 64V66H95V67L97 66L98 69H100V67L103 66V68H101L102 71H101V69H100V70H97V68H95V69H96V72H97V73L99 72L98 75L100 74V72H102L103 74H105L104 76H107L108 74L106 75V73H104V72L106 71V69H107V67H108L107 72H109V73L111 72V73H112L111 77L116 76V77H113V78H114V79H118V81L121 82V84H120L121 86H120L119 83H118V81L116 80V84L118 83L117 86H120V87H122L123 90H125V88L128 87L129 84H131V86L133 85V81L130 82V80H128V79H130V78H127V79H126V77H127V76H130V77L133 78V76H135V74H136V75L138 74V71H139V70H137V69H138V68H137V65H136V68H134L136 63H134L132 59L130 60V61H131L130 63L133 62V63H134V66L132 65L133 63H132L131 65L128 64V65H129V66H128V65H126L128 62H125L126 64H124V62H123V63H121V64H122V65H123V64L126 65V68H127V69H128L129 67L132 68V66H133V68H132L131 70L129 69L128 74H129V72L133 71V69H134V71L136 70L135 73L132 72V74H134L133 76H131V75H132L131 73H130L131 75H128V74L125 73L127 69H125L124 66H122L123 68H121V67H120L121 64L118 63L117 60H115L116 58H113V57H120V55L122 54L121 56H124V55H125L126 58H127V55H128V54L125 53V54L123 55V50H124L125 47H127V48H129V47H128L127 45H125V47L122 46V47H124V48L121 47L123 50H121L120 55H119V51H120V48H119V47L121 46V44L125 41V39H126L127 37H130V35H129L130 32L128 33V32L125 31V35H126V33H128V34H127L128 36H125L126 38H123V35H124V34H123L122 31H120V35H121V36H119V37L117 38L116 33L118 32V29H119L120 26H122V25L119 24L120 26L117 27L118 29H115L114 27H113V28L110 27L109 29H112V30L116 31V32L114 33L112 30H110L111 32H113V33H111V32H110V33H111V34H114V35L116 36V38H117V39H116V43L119 44V42L122 40L121 38H123V40H124V41H121V43L119 44V46H118V45H114L115 42H114L113 39H114L115 37H113V39H111L112 36L108 37V35H111V34L109 33V29H107V28L105 27ZM124 25H125V24H124ZM126 25H125V27H126ZM129 25H130V24H129ZM160 25L163 26V27H161ZM221 25L224 26V30L221 29V27H222ZM230 25H231V26H234V28L232 27V29H235V31L237 30L236 28H238V31H239V32H238V31H236L237 33H235V31L232 32V29H230V28H231ZM65 26H66V25H65ZM68 26H69V25H68ZM132 26H133V27H132ZM143 26H144V25H143ZM225 26H227V28L229 27L228 30L226 29ZM236 26H237V27H236ZM66 27H67V26H66ZM84 27H85V26H84ZM125 27H124V29H123V28H120V29H123V31H124V30H126ZM129 27H130V26H129ZM145 27H146V30H147V26H145ZM145 27H144V28H145ZM165 27H166L167 29H166ZM235 27H236V28H235ZM80 28H78L79 31L81 30ZM139 28H140V26H139ZM139 28H138V26H137V29L135 28L134 30L139 31V30H138ZM142 28H143V27H142ZM159 28H158V29H159ZM200 28H201V27H200ZM217 28H218V29H217ZM222 28H223V27H222ZM66 29H67V28H66ZM71 29H73V28H69V33H71V31H72ZM96 29H98L97 26H96ZM96 29L94 28V30H96ZM163 29H164V30H163ZM165 29H166V31H167L168 29H169L170 31H171V29L174 30L175 34H177L178 36H177V37H174V36H173V35H174V32L171 31L173 35H170V37L173 38L175 41H172V39L169 37L168 34H171V33H168V32L165 33ZM180 29H181V30H180ZM216 29H217V30H216ZM220 29L223 31V35H222ZM67 30H68V29H67ZM70 30H71V31H70ZM73 30H75V29H73ZM83 30H85V29H83ZM94 30H93V31H94ZM134 30H133V32L135 33L136 31H134ZM143 30H144V29H143ZM225 30H227V32H226ZM229 30H231V31H229ZM76 31H77V30H76ZM79 31H77V32L79 33ZM140 31H141V28H140ZM52 32H54V31H52ZM77 32L74 31L73 33H76V34H77ZM94 32H95V31H94ZM153 32H152V33H153ZM157 32H159V33H157ZM217 32H218V31H217ZM217 32H216V33H217ZM228 32H231V33H234V34H230V33L228 34ZM54 33H55V32H54ZM73 33H71V34H73ZM80 33H81V32H80ZM82 33H84V31H83ZM103 33H105V35H104ZM134 33H133V34H134ZM136 33L140 35V32H139V33L136 32ZM144 33H145V31H144ZM144 33L141 32V34H144ZM225 33H227L228 35H231V36H228V35L225 34ZM87 34H89V35H87ZM98 34H99V35H98ZM100 34H102V35L104 36L103 38H105V40L102 38V35H100ZM106 34H108V35L106 36ZM117 34H119V32H118ZM122 34H123V35H122ZM130 34L133 36L132 33H130ZM161 34H162V33H161ZM182 34H183L184 38H186L188 41H190V39H191V36H190V35H189L190 38H187V37H185V36H186L185 33H182ZM224 34L226 35V37H225ZM77 35H78V34H77ZM92 35L95 37V39H94V37H93ZM114 35H113V36H114ZM167 35H168V36H167ZM245 35H246V34H245ZM79 36H80V35H79ZM97 36H98V37L100 36L101 38H100V37H99V38H96ZM166 36H167V38L169 37V39H166ZM172 36H173V37H172ZM175 36H176V35H175ZM239 36H238V37H239ZM81 37H79V38H81ZM106 37H108L110 40L107 39ZM120 37H121V38H120ZM181 37H182V35H181ZM181 37H180V38H181ZM240 37H241V36H240ZM85 38H86V37H85ZM119 38H120L121 40H120ZM131 38H132V37H131ZM131 38H130V39H131ZM162 38H163V37H162ZM175 38H176V39H175ZM180 38L177 39V40H179V41H176L177 43L179 42L180 44H182V43H181L182 40L184 41V43L187 41L186 39H185V40L182 39L183 37H182L181 39H180ZM101 39H103V40H101ZM106 39H107V40H106ZM132 39H133V38H132ZM170 39H171V40H170ZM228 39H227V40H228ZM232 39H231V40H232ZM237 39L239 40V38H237ZM81 40H83V38H82ZM84 40H83V42H85ZM117 40H119V42H117ZM164 40H166V41H167V40H170V41H169V43H168V41H167V43H166V41H164ZM231 40L229 39V42H230ZM233 40H232V41H233ZM238 40L235 41V44H240V43H238L240 40H239V41H238ZM237 41H238V42H237ZM86 42H85V43H86ZM190 42H191V41H190ZM192 42H193V39H192ZM192 42H191V43H192ZM233 42H234V41H233ZM79 43H81V41H80ZM116 43H115V44H116ZM179 43H178V44H173V46H175V45L180 46ZM231 43H232V42H231ZM82 44H83V43H81L80 46L83 47ZM169 44H170V45H169ZM188 44H189V42H188ZM84 45H85V44H84ZM123 45H124V44H123ZM171 46H172V45H171ZM85 47H83V48L86 49ZM114 47H115L117 50L114 49ZM166 47H167V46H166ZM83 48H82V49H83ZM118 48H119V51H118ZM127 48H126V49H127ZM84 49H83V52H84ZM126 49H125L124 51H126ZM89 50H90V52H88ZM128 50H129V52H128ZM39 51H40V52H43L42 50H38V52H39ZM38 52H37V54L40 55L41 53H40V52L38 53ZM126 52L129 53V54H131V50H130V49H127ZM86 53H85V55H86ZM92 53H94L95 57H94V55H93ZM41 55H43V56H42V59H40V60L42 61V60L45 59L46 57L44 56V54H41ZM111 55H112V59H113V61H115L117 64H116V65H115V64L113 65V64L110 63L111 66L109 67L106 63L109 61ZM113 55H114V56H113ZM115 55H117V56H115ZM131 55H132V54H131ZM131 55H128V57H130ZM104 56H105V57H106V56L109 57V59H108L107 62H101V61L103 60ZM125 56H124V57H125ZM37 57L40 58L41 56H37ZM44 57H45V58H44ZM93 57H94V58H93ZM102 57H103V58H102ZM107 57H106L105 60H107ZM131 58H133V57H131ZM90 59H91V58H90ZM112 59L110 60V62H113ZM117 59H118V58H117ZM122 59H124V58L122 57ZM122 59H121V57H120L119 60L122 61ZM128 59H129V58H127L126 61H128ZM40 60H37V62L40 61ZM105 60H103V61H105ZM119 60H118V61H119ZM41 61H40V62H41ZM124 61H125V59H124ZM40 62H39V63H40ZM45 62H46V64H44ZM49 62H50V61H49V60L47 61V59H46V60H44V62L42 61L43 64L41 63V66H42V65H43V66H44V65H47V63H48V66H45L46 68L44 67V68L46 69V71H48L47 69L49 68V64L52 65V64L49 63ZM39 63H38V64H39ZM113 63H114V62H113ZM6 64H7V63H6ZM6 64L4 63V65H6ZM105 64H106V65H105ZM118 64L120 65L119 67H120L121 69L117 66ZM1 65H2V64H1ZM1 65H0V68H1ZM2 66H3V65H2ZM39 66H40V64H39ZM41 66H40V68L43 67V66H42V67H41ZM127 66H128V67H127ZM4 67H5L7 70H9V68H11L12 66H9V67H8V65H7V66H3V68H4ZM50 67H51V66H50ZM105 67H106V68H105ZM5 68H4V69H1V71H4V70L6 71ZM12 68H13V67H12ZM12 68H11V69H12ZM104 68H105V71L103 72V69H104ZM110 68H111V69H110ZM11 69L8 71V74H9V75L12 74V73H9V72H11ZM42 69H43V68H42ZM50 69H51V70H49V71L52 72L51 75H54L55 77H56V75L58 76V74H55V73L53 74V69H54V72L56 71L55 68H50ZM122 69L125 70V72H123L124 74H126L125 77H123V73H122V71H121ZM12 70H13V69H12ZM15 70L17 71V73L19 72L18 69H15V68H14V71H15ZM109 70H110V71H109ZM5 71H4V73H5ZM14 71H13V73H15ZM120 72H121V74H122V76H120V77L125 78V79H122V78H121V79H122V80H127V81H129L130 83H129V82H124V83L126 84V85H125V84L123 83V81H122L121 79H119L120 77H118V76L120 75V74H119ZM0 73H1V72H0ZM6 73H7V72H6ZM17 73H15L14 75L17 76V75H18ZM19 73L21 74V72H19ZM22 73H23V72H22ZM102 73H101V75H99L100 79H101V77H103V78L101 79V82H102L103 79H104V81H105V80L108 78V76H107L106 78H105L104 76H102ZM111 73H110V74H111ZM117 73H118V75H117ZM8 74H7V75H8ZM20 74H19V77H17L18 80H16L17 78H15L16 76H14V75H13V76H10L11 78H10V77H9V78H10L11 80H13V77H14V82H15V80H16L15 84H20V86H21L23 82H22L21 80L19 81V79H20ZM48 74H49V72H48ZM110 74H109V78H110ZM114 74H116V75H114ZM2 75H3V76H2ZM7 75L5 74V78L9 76V75H8V76H7ZM1 76H2V77H0V79H1V78H4V74H3V73L1 74ZM117 77H118V78H117ZM9 78H7V79H9ZM22 78H23V74H22L21 79H22ZM24 78H25V80H26L27 83H28V80L26 79V77H24ZM110 79H111V78H110ZM110 79L106 80L107 83H108V81H110V82L112 81V80H110ZM114 79H113V81H114ZM22 80H24V79H22ZM25 80H24V81H25ZM41 80H42V79H41ZM43 80H44V79H43ZM45 80H46V79H45ZM132 80H133V79H132ZM17 81H19L20 83H17ZM29 81H30V80H29ZM6 82H7V83H11V81L8 82V80H7ZM6 82H5V83H6ZM14 82L12 81V84H14ZM30 82H31V81H30ZM30 82H29V83H30ZM40 82H41L40 80H39V82L37 81V83L34 82V85H32V83H31V85H32L31 87H32V88L29 87L30 84L28 85V84L26 83V84H27V86H26V90H27V87H29L30 89H33V90H34L33 87L36 86V85H38V83L40 84ZM114 82H115V81H114ZM35 83H36V84H35ZM43 83H44V81H43ZM99 83H100V82H99ZM107 83H105V84L102 83V84L104 85V87H103V85H102V87H101L100 85H99V86H100L101 88H103V90H106L108 87H111V86L113 87V86H114L113 84L110 86V83L107 85ZM122 83H123L124 87H123ZM46 84L48 85V88H47V85H46ZM49 84H50V83H48V82L46 83V81H45V84H44V85L46 86L47 89H49V90L52 91L53 88L55 87L54 89H56V90H54V91H56V92L58 91L57 93H58V94H61V91H59V90H61V89H59L58 87H56V86H54V85H49ZM127 84H128V85H127ZM23 85H24V87H22V86H21V87H22L23 89H25V82L23 83ZM44 85L42 84V85H40V87L37 86V87H36V90H38L39 88H41V86L45 89ZM105 85L108 86L106 89H105V87H106ZM14 86L16 87V85H14ZM17 86L19 87V85H17ZM52 86H53V87H52ZM125 86H126V87H125ZM21 87H19V88H21ZM49 87H52V88L50 89ZM112 87H111V88H112ZM129 87H130V86H129ZM37 88H38V89H37ZM111 88H110V89H111ZM113 88L116 89L115 87H113ZM113 88H112V89H113ZM41 89H42V88H41ZM44 89H43V91H44ZM112 89H111V90H112ZM114 89H113V90H114ZM118 89L121 90V88H119V87L117 88V90H118ZM28 90H29V89H28ZM33 90H31V91H33ZM107 90H108V91H105V92H109V91H111V90H109V88H108ZM29 91H30V90H29ZM31 91H30V93L35 94V96H36L37 94H39V93H37L38 91H37V92H35V90H34L33 92H31ZM51 91H48V90H47V92H46V90H45V92H44L45 95H44L43 98H46L47 96L49 97L48 94H50L49 92H51ZM56 92H55V93H56ZM59 92H60V93H59ZM113 92H115V90H114ZM120 92H121V91H120ZM120 92H119V90L117 91V93H120ZM36 93H37V94H36ZM40 93H41V90H40ZM47 93H48V94H47ZM51 93H53V94H52L53 96L51 95L52 97H56V98H57V96H54V95H58L57 93H56V94H55L54 92H51ZM115 93H116V92H115ZM46 94H47V95H46ZM122 94H123V93H121V94H119V95H122ZM40 95L42 96L43 94H40ZM40 95H39V98L41 97ZM32 96L35 97L34 95H32ZM45 96H46V97H45ZM51 96L49 97V100H50V98H52ZM58 96H59V95H58ZM105 96L107 97V95H105ZM105 96H104L103 98H106ZM122 96H123V95H122ZM37 97H38V96H37ZM37 97H36V98H37ZM59 97H60V96H59ZM59 97H58V98H59ZM36 98H35V99H36ZM56 98H54L53 100H56ZM58 98H57V99H58ZM108 98H109V97H108ZM37 99H38V98H37ZM41 99H42V98H41ZM47 99H48V98H47ZM60 99H61V97H60ZM60 99H59V100H60ZM43 100H44V99H42V101H43ZM40 101H41V100H40ZM42 101H41V102H42ZM44 101H46V99H45ZM109 101H110V100L108 99V102H109ZM41 102H40V103H41ZM57 102H58V100L56 101V104H57ZM103 102H107V100H104ZM42 103H43V102H42ZM44 103H46V102H44ZM46 105H47V103H46ZM0 107H1V105H0ZM50 108H52V106H51ZM53 109H54V107H53ZM2 111H3V109L0 108V116H2V114H1ZM4 111H5V110H4ZM4 111H3L4 114H5V112L7 113V111H5V112H4ZM51 111H52V109H51ZM8 113H9V112H8ZM8 113H7V114H8ZM54 113H56V112L54 111ZM62 114L66 115L65 113H62ZM62 114H61V115H62ZM64 115H62V118H63ZM7 116H8V115H7ZM7 116L4 115V118H5L4 120H6V121H7V120H8V121L10 120V121H11V120L14 119V118L12 119L11 116H10L11 119H10V117H7ZM6 117L9 118V119H7ZM64 117H65V116H64ZM66 118H67V117H66ZM71 118H72V117H71ZM71 118H69V117L67 118V119H70V121L66 119V121H69V122H67V123H69V125H72V126H73V124L75 123L74 126H73L74 128H75V125H76V126H79V127L81 126V124L78 123L79 119H77V118L75 117V118H72V119H74V120H76V121H74V120L71 121ZM0 119H1V118H0ZM63 119H65V118H63ZM77 120H78V121H77ZM10 121H9L8 123L5 122V121H3V122L9 124ZM16 121L18 122V120H16ZM16 121L14 120L12 123H10V128H8L9 130H11V128H12V129H15V130H13V132L15 131V133H14L15 135L18 134V133L16 134V130H17V129H21V128H17V129L15 128V127H17V125L20 127V125L17 124ZM0 122H2V121H0ZM3 122H2V124H3ZM70 122H72V123H70ZM73 122H74V123H73ZM79 122H80V121H79ZM5 123H4V124H5ZM13 123H16V125H15V124L13 125V126H15V127L12 126ZM18 123H19V122H18ZM63 123H64L65 125H68V124H66V122H63ZM63 123H62V124H63ZM7 124H5V125H7ZM78 124H79V125H78ZM3 126H4V125H3ZM3 126L1 127V125H0V127H1V128H0V132H1V131H2V132L5 131V129H2V128H4ZM5 127H6V126H5ZM1 129H2V130H1ZM78 129L80 130V128H78ZM9 130H7V128H6V131H9ZM21 130H22V132L24 133L23 129H21ZM21 130H20V131H21ZM79 130L77 131V127H76V131H77L78 136H79ZM6 131H5V132H6ZM11 131H12V130H11ZM17 131H18V130H17ZM22 132H21V133H22ZM70 132H71V131H70ZM70 132H69V134H70L69 137L71 138V141L73 142L74 139H72V137L76 136V132H74V131L71 132L74 136H72V134H71ZM10 133H11L12 135H11ZM19 133H20V132H19ZM21 133L18 134V136H20ZM23 133H22V134H23ZM2 134H3V138H4V134H5V138H6V134L9 135V136L11 135V136L14 138L13 133L10 132V131H9L8 133L6 132V133H2ZM24 134H25V133H24ZM0 136H1V134H0ZM11 136H10V137H11ZM24 136H25V135H24ZM71 136H72V137H71ZM15 137H16V136H15ZM22 137H23V136H22ZM22 137H21V140H22V141H24V140L27 141V138H28L27 135L25 136V138L27 137L26 139H24V138H22ZM5 138H4V139H5ZM8 138H9V137H7V139H8ZM13 138H12V139H11V138L8 139V141H11V140H12V141H11L12 143L8 142V145H9V146H10L11 144H13V143L15 144V142L13 141ZM17 138H19V137L14 138V140L17 139ZM70 138H69V139H70ZM74 138H75V137H74ZM76 138H77V136H76ZM76 138H75V139H76ZM1 139H2V137H1ZM1 139H0V140H1ZM4 141H7V140H3V142H4ZM15 141L19 142L20 139H19V141H18V140H15ZM22 141H21V142H22ZM29 141H30V140H29ZM3 142H2V143H3ZM72 142H71V143H72ZM2 143H0L1 146L4 145V146H7V147H4V149L0 147V148H1L0 151L3 152V154H0V155H1L0 158L3 157L2 155H5V154L7 155V153H5L4 150H5V149H8V148L11 147V146L9 147L8 145L5 144V143H7V142H5L4 144H2ZM23 143H26V144H27V145L25 144L27 147H26V146H24V147H26V148H29V147H30L29 145L31 144V142H30L29 145H28L29 142H23ZM20 144H22V143H20ZM72 144H73V143H72ZM74 144H76V142H74ZM77 144H78V142H77ZM77 144H76V146L78 147L79 144H78V145H77ZM15 145L20 146L18 143H16ZM15 145H13V149H14V150L16 149L17 151H19V150H22V151L25 150V151H27L26 149H21V148H23V146H21V148H19V147L17 148V146H15ZM23 145H24V144H23ZM80 145H81V144H80ZM28 146H29V147H28ZM79 148H80V146H79ZM79 148H77L78 151H80ZM10 149H11V148H10ZM10 149L7 151V152H8V155H11V151H10ZM13 149H12V150H13ZM14 150L12 151V155H13V153H16V150H15V151H14ZM77 150H75L74 152H76ZM5 151H6V150H5ZM9 151H10V153H9ZM25 151H23V152H24L23 154H25V157H24V158L22 157V158H23V159H22L23 162H24V160H25V158H26V153H25ZM78 151H77L76 153H78ZM1 152H0V153H1ZM19 152L21 153V151H19ZM19 152H17V153L19 154L18 156L21 155ZM6 155H5V157H6ZM8 155H7V157H8ZM12 155H11V157H13ZM14 155H15V156L13 157L14 159L18 158V156H16V154H14ZM23 156H24V155H23ZM7 157L4 158V159H5L4 161H1V162H2V163L4 162V163H3V164H4V169L6 168L5 171L8 170L9 173H13V174H14V172H13V170H14V166L10 163V161L12 160V158L10 157L11 160H8L9 157H8V158H7ZM20 157H21V156H20ZM20 157H19V158H20ZM10 158H9V159H10ZM19 158H18V159H19ZM6 159H7V161H8L7 163H10V164L12 165V166H11L12 168L9 166V167H10V170H12V172L9 170V168L6 167V166L8 165V164H6ZM14 159H13V160H14ZM2 160H3V159H2ZM13 160H12V161H13ZM22 160H20V161L22 162ZM12 161H11V162H12ZM15 161H17V159H16ZM20 161H19V162H20ZM25 161H26V160H25ZM1 162H0V163H1ZM13 162H14V161H13ZM13 162H12V163H13ZM21 162H20V163H21ZM26 162H27V161H26ZM15 163H16V164H15ZM28 163H29V162H28ZM28 163H27V164H28ZM5 164H6V166H5ZM13 164L16 165V167H17L16 169H18L17 171H15L16 175H17V172H18V175H19V172L21 171V172H20V177H19V178H21V176H22L21 174H26V175L28 174V173L26 172V168H27V170L30 169V170L28 171L29 173H30V171H32L31 173H33L34 169L37 168L35 165H32V166L34 167V169L32 170V166L29 167V165H27V167H21V166H18V163H17V162H14ZM22 164H23V163H22ZM19 165H20V164H19ZM23 165H24V164H23ZM30 165H31V164H30ZM24 166H26V163H25ZM20 167H21V168H24V169H22V170H23L24 172H26V173H23ZM35 167H36V168H35ZM19 168H20V170H19ZM75 168H78V166L75 167ZM75 168H74L73 170H75ZM0 169L3 170V168H0ZM37 169H38V168H37ZM37 169H36V170H37ZM36 170H35V171H36ZM76 170H77V171H76ZM76 170L74 171V174H75V172H77L78 175H79V178H78V175L76 176V174H77V173H76L75 176H76L77 178L75 177L76 179H75V178H74V179H75V180H80V177H81L80 174H81V173H80L79 171H84V169H81V170H80V168H79V170H78V169H76ZM8 171H7V173H8ZM39 171H40V170L38 169V171H37L38 173H36V174H35V172L33 173V174H35V175H34V178H35V177H38V179L35 178V179H37V180H35V182L38 181L39 179L42 180L41 177H40L41 175H39V174H40ZM1 172H2V171H1ZM1 172H0V175H1V176H0V177H1V178H0V182H1L2 184H3V182H4V184H5V185H4V184H3V185L0 184V185L3 186V188H1V186H0V189L2 190V189H4V187H6V185L8 186V184L10 183V182H7V183H6V181H7V180H10V181H11L13 178L11 179V178L9 177V178H10V179H9V178H8V174H6V175H7V177L5 178L6 181H1V179H2L4 176H6V175H4V173H3L4 171L2 172L4 176H2ZM94 172H95V171H93V173H94ZM31 173H30V175L28 174L30 178H32ZM41 173H42V172H41ZM69 173H70V172H69ZM71 173H72V172H71ZM71 173H70V176H71V177H74V174H73V173L71 174ZM95 173H96V172H95ZM95 173H94L95 176H93L94 179L97 177ZM37 174H38V176H36ZM42 174H43V175H42V177H43V176H44V173H42ZM45 174H46V173H45ZM48 174H49V173H48ZM48 174H47V175H48ZM84 174H85V172H84ZM84 174L82 173V177L84 176ZM9 175H10V176H14V175H11V174H9ZM18 175H17V177H18ZM28 175H27V181H28ZM72 175H73V176H72ZM91 175H93V174H91ZM97 175H98V174H97ZM23 176H24V175H23ZM23 176H22V177H23ZM48 176H51V175L49 174ZM87 176H88V175H87ZM25 177H26V176H25ZM39 177H40V178H39ZM34 178H33V179H34ZM44 178L47 179V177H44ZM44 178H43V179H44ZM49 178L52 179V180H54V179L52 178V176L49 177ZM49 178H48V179H49ZM68 178L70 179V177H68ZM85 178H86V179H85ZM85 178H84V179L81 178V182L83 183V180H84V182H85L84 184L87 183V179H88V178L86 177V174H85ZM3 179H4V178H3ZM5 179H4V180H5ZM22 179H23V178H22ZM33 179H31V180H33ZM48 179H47V181H48L49 183H47L46 181H44L45 179L42 180V183L45 182L46 184H48V186H47L46 184H45V185H46L47 188L50 190V186H49V185L52 184V183H54V182H51V181H49ZM69 179H67V180H69ZM82 179H83V180H82ZM90 179H91V180H94V179H92V176L90 177ZM96 179H97V178H96ZM96 179H95L94 181H92V182H95ZM23 180H25V179H23ZM29 180H30V179H29ZM33 181H34V180H33ZM33 181H31V182H33ZM56 181H57V180H56ZM72 181H74V180H71V183H72V184H77L78 182H80V181H76V182L74 181V183H73ZM29 182H30V181H29ZM31 182H30V184H31ZM38 182L41 183V181H38ZM50 182H51V183H50ZM65 182H66V181H65ZM69 182H70V181H68V183H69ZM36 183H37V182H36ZM42 183H41V184H39V183L37 184V186H38L37 189H35L36 187H33V186L35 185V183H34V184L32 185V188H34V190H38V188L40 187L39 185H42ZM56 183H59V181L56 182ZM56 183H55V184H56ZM82 183H79V184H80V185H83V187H84L85 185L82 184ZM10 184H11V183H10ZM26 184H27V182H26ZM30 184H29V186H30ZM55 184H54V186H56L57 188L61 187L60 185H57V184L55 185ZM59 184H61V182H60ZM79 184L77 185L78 187H79ZM98 184H99V183H98ZM45 185H44V186L42 185V187H45ZM61 185H62V192H61V194H62V193H63V188L66 187V186H65L66 183H65V185H64V184H61ZM69 185L71 186V184H68L67 186L70 187ZM9 186H10V185H9ZM9 186H8V187H9ZM26 186L28 187V184H27ZM52 186H53V184H52ZM52 186H51V189H53ZM63 186H64V187H63ZM73 186H74V185H73ZM8 187H7L6 189H4L3 191L6 192L7 190L10 191V189H11V190L13 189V186H12V185L10 186L11 188L9 187L10 189H9ZM24 187H25V186H24ZM42 187L39 188V190L41 189L40 191H42V189H43ZM68 187H66V188H64V189H66V190L68 191V190H69V189H67ZM78 187L74 188V189H77V190H76V194H77V192L79 191ZM85 187H86V186H85ZM14 188H15V187H14ZM24 189H26V188H24ZM27 189H28V190H31V186H30V188L28 187ZM45 189H46V187H45ZM45 189H44V190H45ZM48 189H47V190H48ZM71 189L73 190V188H71ZM87 189H88V188H87ZM87 189L85 188V190H87ZM1 190H0V191H1ZM28 190H27V192H28L27 196H28L29 194L31 195L32 193H35L34 190H33V192L30 191V192H32V193H30ZM47 190H46V192H47ZM57 190L60 191V188H59V189H56V190H53L54 192H53L52 190H50V192H48V193H50V194H51V193H55ZM66 190H65V194H67V193H66ZM72 190H71V191H68V193L71 192L72 195H73V191H72ZM12 191H15V189L12 190ZM74 191H75V190H74ZM87 191H88V190H87ZM87 191H85V192L88 193L89 191H88V192H87ZM19 192H20V191H19ZM19 192L16 191L15 194L18 193V195H20L21 193L26 192V190L20 192V194H19ZM43 192H45V191H43ZM6 193L8 194L7 196L5 195ZM6 193H4V195H5L6 197H5V196H4V197L2 196V198H1V195H0V198L2 199L1 201L4 200L3 202H6V203L8 202V204H7V205H8V208H12V207H9V206H10V204H12V201L14 200L13 198H15V197L18 196V195H15V197H14V194H12L11 191H10V194L13 195V196H12V199H11V197H10V199H11V200H10V199L8 198V197L10 196V194H9L8 192H6ZM36 193H38V191H37ZM40 193H41V192H40ZM40 193H39V195H38V194H35V195L32 194L31 196H29V198H30V197L33 198V197H35V196L41 198V197H44V195L46 194V193H45V194L41 193L43 196H42V195L40 196ZM57 193L60 194V192H57ZM57 193H56V195L58 196ZM79 193H80V192H78L77 195H75V193H74V196H72V197H71V194H67V196H64V197H67V201H65L66 199H64V200H62V201L65 202L66 204H65V203L62 204V203H61V202H62L61 200H60L61 202L58 201L59 196H60L61 194L58 196V198H55V197H56V196H55L54 199L58 201V202H57L58 204L56 203V204H57V205H56L54 202H52V203H54L57 207H56L54 204H52L51 201H50L51 206H50V204L48 203L49 205H47L45 209H48V208L51 209V208H53V205H54V206L56 207L55 211L57 212V213H56L57 215L52 213V212L55 213V211L53 210L54 208L51 209V210H53L52 212H51V210H50L51 215H54V216L56 215V216H58V214H59V212H60V210L57 209L58 207H60L59 203H61L62 207H63V206L65 207V205H67L65 208H68V206H69L71 203H69V205H68L67 202H68V201H69V202H72V201L68 200V198H69L68 195H70V198H69V199L73 198V199H72V200H73V203H72V205L69 206V208L71 207V208H70L71 210L73 209V208H72V207L74 206L73 204H75V199H76V200L80 199L79 201H80V203H81V204H80V203L78 202L79 205H78V203H76V205H75L76 208L80 207V205H81V207H84V208H85V206H86L85 204H88V203H86V202H89L90 198H91L90 201L92 202V204H91V202H90V203L88 204L89 206H87V207H90L91 205H93V202L96 201V199H95L93 196H92V197H93L95 200H93V198L90 197L91 195L89 196V200H87L88 198H87V199L85 198V201H84V200H83L84 197L81 196L82 199L79 198L80 195H81V194H79ZM1 194H3V193H1ZM23 194H24V193H23ZM50 194H49V195H48V194L45 195L46 198L49 197V196L51 197L52 195H50ZM63 194H64V193H63ZM21 196H22V195H20V197H21ZM23 196H24V195H23ZM27 196H24V197H26V199H27L26 202H28L29 200H30V202H31L32 198L28 200V197H27ZM75 196H76L78 199H77ZM18 197H19V196H18ZM24 197H22L23 199L21 198L22 200H21V199L19 200V198L17 199V197H16V198H15V199H16L15 202H17V200H19L20 202H22V201L24 200L23 202L26 203V202H25L26 199H25ZM37 197L33 198V200L35 199V202L33 201L34 204H36V206H40L39 204H41L40 207H41L42 209H44V207H43L42 205H43V204H46V203H47L46 201L49 202V200L46 199V201H45L44 198H41V199H40L41 201L39 200V202H40V203H39V202H37L38 200H36ZM60 197H63V195L60 196ZM74 197H75V198H74ZM5 198H8L9 201H8L7 199H6V200H7V201H6ZM37 199H38V198H37ZM42 199H43V200H42ZM48 199H53V197L48 198ZM60 199H62V198H60ZM55 200H53V201H55ZM1 201H0V202H1ZM19 201L17 202L18 206H16V204L13 203V206H14V204H15V207L12 208V209H14L15 211L18 209V210H17L18 213L21 212V210H20L19 207H20V206L22 205V203H23V202L20 203ZM81 201H82V202H81ZM10 202H11V203H10ZM30 202H29V203H30ZM42 202H43V204H42ZM44 202H46V203H44ZM76 202H77V201H76ZM1 203H2V202H1ZM9 203H10V204H9ZM19 203H20V206H19ZM97 203H98V201H97ZM4 204H5V203H4ZM4 204H3L2 206H3V207L6 206L5 208H7V205L4 206ZM37 204H38V205H37ZM77 205H78V207H77ZM82 205H83V206H82ZM84 205H85V206H84ZM11 206H12V205H11ZM48 206H50V207H48ZM75 206H74V209H73L72 211H73V212L75 211L76 213H78L77 210H78L79 208L76 209ZM96 206L98 207V204H97V205L94 204V206L91 207V209H93V210L88 209L87 207H86V208H87L88 210H91L92 213H93V212L97 213V211L99 210V207H98V210H97V209H95V208H97ZM16 207H18V208H16ZM40 207H37V208H38V210H41V215H39V216H38V215H35V216L39 217L38 220L42 217V219H43V221H44L47 217H49V215H47V214H50V212H48V213L46 214V215H47V217L45 216L46 218H43L44 215L42 214V209H41ZM62 207H61V208H62ZM93 207H95V208H93ZM5 208L3 209L4 211H5ZM15 208H16V209H15ZM37 208H36V209H37ZM61 208H60V209H61ZM12 209H11V211H12ZM94 209H95V210H94ZM19 210H20V211H19ZM57 210H58L59 212H58ZM62 210L65 211L63 208H62ZM62 210H61V211H62ZM15 211H14V213H15ZM43 211H45V210H43ZM47 211H49V210H47ZM47 211H45V213H46ZM83 211H84V214H85V218H84V219H85L86 222H89V224L87 223V224H88V225H87L86 222L83 221V219H82L83 222H82L81 220H80L81 222H80V221H78V222L76 221V220L81 219V217L79 216V213H78V216H79L80 218H79L78 216H76V215H77L76 213H73V214L75 215V217H77L78 219H76V218L74 217L73 219H76V220L73 221V219H72V221H73L72 223H74V222L76 221V228H78L79 226H81V227H79V228H82V231H81V230H79V231H80L81 233L84 231L83 233H84V234H88V235H81V236H80V232L77 231V229L74 230V228H75V223H74V225H72V227H74V228H73L74 232H73L72 235H74V236H69V237H73V239H74V237H75V234H74V233H76V231H77V233L79 234L80 237L83 238V236H86V237H84L83 239L80 238L81 240L79 239V243H78V242L76 243V240H74L75 242H74V241H73V242H74V244L76 243V246L74 245L75 248H76V247H77V244H81L80 242L84 241V239H85V240H86V241H85V244H84V242H82L83 244H81V248H83L84 245H85L84 248H86V249L88 250V248H87L88 246H86V244H87V245H90L89 247H91L92 244H91L90 242H92L93 244L95 243L96 246H97L98 244H101L102 242L104 243V242H105V239H104L103 234H102V236L99 234V232L102 231V230H100V229H97L99 226H95V225H97V222L95 221V218H94V219L91 218V216L93 217V214H94V213L91 215V213L88 214V211L86 212L87 214L85 213V210H83ZM36 212L38 213L39 211L36 210ZM69 212H71V211L69 210ZM89 212H90V211H89ZM12 213H13V211H12ZM14 213H13V214H14ZM16 213H17V212H16ZM18 213H17V214H18ZM37 213H36V214H37ZM39 213H40V212H39ZM39 213H38V214H39ZM62 213H63V212H62ZM64 213H65V212H64ZM64 213H63L61 216L59 215L58 218L60 219L61 217L65 216ZM70 214H71V213H70ZM70 214H69V216H72V217L74 216L73 214H71V215H70ZM15 215H16V214H15ZM21 215L23 216V213H22ZM42 215H43V216H42ZM51 215H50V216H51ZM89 215H91V216H89ZM16 216H17V217H18V216L20 217V215H16ZM40 216H41V217H40ZM56 216H55V217H56ZM69 216H68V217H69ZM87 216H89L91 220H92V219L94 220V222H93L92 224H93V225L95 224L94 227H96V229H97L96 231L98 232V230H100L97 234L100 235L101 243H97V240H98L97 238H99V236H98V235L96 236V234H95L96 232L91 231V232H93V233H91L90 231H86L87 229H88V230H89V229H90V230L93 229V228H92L93 225H92V226L90 225V224H91L90 222H92L93 220L90 221V219H88V221H87V220H86V217H87ZM51 217H53V216H51ZM51 217L49 218V220L52 219V221H53L54 217H53V218H51ZM64 218H65V217H64ZM70 218H71V217H70ZM87 218H88V217H87ZM12 219H14V218H12ZM18 219H19V218H18ZM20 219H21V218H20ZM25 219H26V221H28L27 227H29V226H28L29 223H30V222H29V219H31V218H29L28 220H27V218H25ZM34 219H35V218H34ZM34 219L32 218L30 221L32 222V220H33V222L35 223ZM42 219H41V220H42ZM56 219H57V217H56ZM59 219H57V220H59ZM61 219H62V218H61ZM65 219H66V218H65ZM67 219H69V218H67ZM96 219H97V218H96ZM104 219H105V218H104ZM104 219H101V220H102L101 225L103 224ZM108 219H109V220L106 219V220L104 221V223L107 224V221H110V218H108ZM111 219H112V218H111ZM114 219H115V218H113V220L111 221V222H114V224L112 223V224L114 225V230H115V231H113V232L115 233V232L119 231L120 234L123 233V232H122L123 230H121V229H125V228H123L122 226H120V227H119V226H116V224L118 225V223H115ZM117 219L120 220V218H116V221H118V222H119V225H120V224H121V223H120L121 220L119 221V220H117ZM21 220H22L23 223H24V222L27 223L26 221H23V220H24L23 218H22ZM35 220H37V219H35ZM41 220H40L39 222H37V223H41L40 225L42 226V222H43V221H41ZM47 220H48V219H47ZM47 220H45V221H47ZM49 220H48V222H46V224L49 223ZM54 220H55V219H54ZM63 220H64V219H63ZM97 220L99 221L100 218H98ZM70 221H71V220H70ZM22 222H21V223H22ZM53 222H54V221H53ZM58 222H59V223H58ZM60 222L63 223V221H57V224L55 225V222H54V226H55L54 228L52 227L53 223L51 224V226H50V223H49L48 225H44V224H45V223H44V224H43V228H44V226H45V228L48 226V228H49V227H50V228H49V229L47 228V229L50 230V232H53L54 229L56 228V226H59V225H60ZM99 222H101V221H99ZM99 222H98V225H100ZM111 222H109L110 225H111ZM19 223H20V221H19ZM21 223H20V224H21ZM23 223H22V224H23ZM25 223H24V224H25ZM37 223H35L34 225H36ZM62 223H61V224H62ZM83 223H85V224H84L85 229H84V227H83V225H82ZM1 224H2V222L0 223V226H1ZM24 224H23V225H24ZM32 224H33V223H31L30 226H31ZM65 224H66V223L64 222V228H65ZM104 225H105V224H104ZM121 225L124 226L123 223H122ZM60 226H61V225H60ZM60 226H59V228H56L55 230L57 231V229H59L58 231H60ZM88 226H89V228H88ZM90 226H91L92 229L90 228ZM105 226H106V225H105ZM32 227H33V230H35L33 225H32ZM32 227L26 228V229H27V232H29L28 230H29L30 228H31V230H32ZM36 227H37V229L39 228V227H38V224H37ZM102 227H104V226H102ZM115 227H117V228L115 229ZM121 227H122V228H121ZM124 227H125V226H124ZM148 227H149V226H148ZM45 228H44V229H45ZM51 228L53 229V231H52ZM64 228H62L61 230H64ZM100 228H101V226H100ZM106 228H107V227H106ZM111 228H112V230H113V227H111ZM37 229H36V231H37ZM44 229H43V230H44ZM83 229H84V230H83ZM101 229H103V228H101ZM104 229H105V227H104ZM104 229H103V230H104ZM145 229H146V230L148 229V230L150 231L151 228H150V227H149V228L146 227ZM23 230L25 231V228H22L21 233H22ZM31 230H30V231H31ZM43 230L40 229V232H41V231L43 232ZM73 230H72V231H73ZM148 230H147V232H148ZM24 231H23V232H24ZM58 231H57V232H58ZM64 231L66 232V230H64ZM85 231H86V232H85ZM27 232L25 231L26 234H25V233H22V234H25V235H22V234H21L20 236H22L23 238H21V237L19 236V237H20L19 240H21V239L23 240V239H24L23 241H25V242H24V244H25V243L27 242V241L25 240V237H26V235H28L27 237H28V238L30 237V240L27 239V237H26V239L29 240V242H30L31 244H32V242L34 241L33 244H35V243H36L35 241L39 238V236H38L37 238H34V239H36V240H34V239H32V237H31L32 235H30V234H33L35 231H32V233L29 232L30 234L27 233ZM40 232L38 231L36 234L34 233L33 235H35V237H36V235H39ZM42 232H41V233H42ZM44 232L46 233V232H48V231H46V229H45ZM44 232H43V234H44ZM54 232H55V231H54ZM61 232H62V231H61ZM87 232H88V233H87ZM89 232L91 233V234H90L91 236H89ZM147 232H145V234H147ZM41 233H40V236L42 235V238H45L46 236H49V237H50V236H52V234H55V233H50V234H51V235H50L49 233H47V235L44 237L43 234H41ZM66 233H68V232H66ZM66 233H65V237L68 238V239H70L69 237H67L68 235H67ZM69 233H70V232H69ZM71 233H72V232H71ZM71 233H70V234H71ZM77 233H76V235H77L76 238H77V240H78V237H79V236H78ZM100 233H101V232H100ZM133 233H134V232H133ZM133 233H132V235H133ZM150 233H151V232H149L148 234H150ZM58 234H60V233H58ZM62 234H63V233H62ZM70 234H69V235H70ZM92 234H93V235H92ZM120 234H119V235H120ZM44 235H45V234H44ZM55 235H56V234H55ZM55 235H54V236H55ZM60 235H61V234H60ZM94 235H95V237H97V238H95ZM117 235H118V232H117ZM121 235H122V234H121ZM134 235H135V237H136V234H135V233H134ZM134 235H133V237H131V240H132V241H133V239H135V240L137 239V238H134ZM54 236H53V237H54ZM53 237H50L51 240L49 239L51 242H53L52 240L55 238V237H54V238H53ZM56 237L58 238V237H60V236L56 235ZM90 237H91V238H90ZM42 238H39V239H38V240L41 239L42 241H44V242L41 244L42 247H41L39 244H38L39 247H37L36 244H37V243H40V242H38V241H37V243L35 244V245H36L35 247H37V248H39V249H40V247H41V248L44 250V253H42V254L39 253V252H43V250L41 251V249L39 250V249L36 248V250H39V251H37V254H39V255H37V256L39 257V259L37 258V256H36L35 254H34V255L36 256L37 260H40V261H37V262H36V261H35L36 259H33L34 257H32V260L35 261V262L33 261V264H34V263H39V262H40L39 264H41V258H42L43 264H44V262H45L46 264H49V263H47V262H49V261H52V262H50V264H51V263H52V264H93V263H94V262L92 261V258H93V260H95V259H94V257H92V255H95V253L93 254V252H94V250H95V249L93 250V248H96L95 245H93L94 247H91V248H92V251H90V252H91L92 255H91L90 253H88V255H87V252H85V251H87L86 249L83 248L84 250L82 249L83 251L80 252V251L77 249V248H80V246H79V247L76 248V249L78 250V251H77L76 249L72 248V247H71L72 245L69 243V241L71 242L72 239L68 240V239L65 238L64 241H65V240H68V242L65 241V244H67L66 246H67L68 248H65V253H63V254L65 255V258H64L65 261L63 260V261H64V262H63V261H61V259H62L63 257H60V259H59V255H61V253L59 254V251L61 250L62 252H64V250H63L64 248H63V249L61 248L62 246H64V241H63V244H61V246H60V243H62L61 240H60L61 237H60L59 239H55L53 243H50V241H48V239H46V238H45L46 240H45V239H42ZM31 239H32L33 241H32ZM61 239H63V238H61ZM96 239H97V240H96ZM121 239H122V238L120 237L119 240H121ZM128 239H129V237H128ZM22 240H21V242H22ZM95 240H96V242H95ZM100 240H98V242H99ZM131 240L129 239L128 241L131 242ZM46 241L49 242V243L52 244V245L50 246L49 243H47V246H46V248H45L46 251H45V249H44L43 247L45 246V242H46ZM88 241H90V242H88ZM29 242H27L26 244H28ZM134 242H135V241H134ZM134 242H131V243H133V245H134V244H136V243H134ZM136 242H138V240H137ZM71 243H72V242H71ZM103 243H102L101 245H103ZM140 243H141V242H140ZM26 244H25V245H26ZM31 244H30V245H31ZM69 244H70L71 246H70ZM137 244H139V243H137ZM137 244L135 245L136 249L134 248V252H135V250L138 251V250H140V249H141V250H142V249H143V250L145 249V248H144L145 245L142 246V244H139L140 246L138 247ZM43 245H44V246H43ZM57 245H59L60 248H58ZM101 245H99V246H101ZM74 246H73V247H74ZM141 246H142V247H141ZM27 247H28V249H30L29 246H27ZM33 247H34V245L31 247V249H32ZM70 247H71V248H70ZM101 247H102V246H101ZM103 247L106 248L107 246H104V245H103ZM103 247H102V248H103ZM133 247H134V246H133ZM57 248H58V249H57ZM81 248H80V249H81ZM91 248H89V249H91ZM107 248H108V247H107ZM107 248H106V249H107ZM148 248H150V247H147V249H148ZM31 249H30V252L32 251ZM106 249H105V251H106ZM36 250H35V248H34V251H32V253L35 252ZM102 250H104V249H100V252H101ZM107 250H108V249H107ZM145 250H146V249H145ZM88 251H89V250H88ZM102 252H103L102 255H101V254L99 255V256H102V257H101L102 259H103L104 257L107 258L108 254H111V253H109L110 251H108V252H107V251H106V252L102 251ZM134 252H133V253H134ZM138 252H140V251H138ZM138 252H137V253H138ZM146 252H147V251H146ZM46 253H47V254H46ZM78 253H79V254L81 253L82 255L80 254V255H81V256H80ZM135 253H136V252H135ZM142 253H143L144 256H145V257H144L145 260H142V257H141V260H139L138 262H139L140 264H142V263H143V264H151V263H150L151 261L149 262V259H148V261H147V259H146L145 251H144V252H141V254L138 253L137 255L140 254V255L143 256ZM147 253H150V251L147 252ZM147 253H146V254H147ZM40 254H41L42 257H40ZM44 254H46V257H47L46 259H48L49 261L45 259V255H44ZM63 254H62V256H64ZM89 254H90V255H89ZM137 255H133V257L136 258ZM140 255H139V256H140ZM147 255H148V254H147ZM32 256H33V255H32ZM48 256H49V257H48ZM109 256H112V255H109ZM109 256H108V257H109ZM139 256L137 257L138 259H140ZM43 257H44V260H45V261L43 260ZM101 258H100V259H101ZM110 258H111V257H110ZM147 258H148V257H147ZM100 259H99V260H100ZM102 259H101V260H102ZM108 259H109V258H107V260H105V258H104V259H103V264H109V262H110L113 258L110 259V260H108ZM150 259H151V258H150ZM99 260H98V264H101L102 262L99 263V262L101 261V260H100V261H99ZM134 260L136 261L137 259H134ZM134 260H133V261H134ZM135 261H134L133 264H136ZM140 261H141L142 263H141ZM143 261H146V263L143 262ZM92 262H93V263H92ZM104 262H107V263H104ZM113 262H114V261H113ZM113 262L111 261V264H112ZM113 264H114V263H113ZM152 264H153V263H152Z\"/></svg>",
	"mask_w": 264,
	"mask_h": 264
}]
</instances>
